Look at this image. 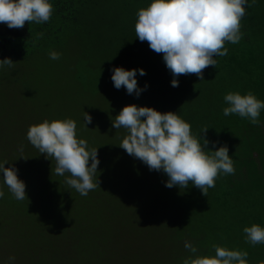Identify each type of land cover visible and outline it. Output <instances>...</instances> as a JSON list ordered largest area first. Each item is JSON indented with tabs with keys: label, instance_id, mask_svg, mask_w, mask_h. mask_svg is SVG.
Returning <instances> with one entry per match:
<instances>
[{
	"label": "rangeland",
	"instance_id": "obj_1",
	"mask_svg": "<svg viewBox=\"0 0 264 264\" xmlns=\"http://www.w3.org/2000/svg\"><path fill=\"white\" fill-rule=\"evenodd\" d=\"M104 4L106 12L102 8L88 16L108 25L96 26L94 44L73 37L61 45L35 50L25 59L13 57V67L0 70V123H7L8 131L23 133V125L39 118H71L76 123L77 137L85 139L87 147H97L99 159V185L83 196L69 188L63 176L61 179L54 173L55 165L49 166L51 176L62 180L72 201L62 198V208L46 216V198L50 193H36L30 182L39 179L44 183L49 179V171L37 178L38 165L29 158L25 138L19 139L18 153H5L0 144V161L6 160L5 167L16 168L26 192L25 199L16 200L0 181L4 191L0 197V239L5 243L0 245L1 254L14 256V264H24L25 254L31 253L47 258V264H179L188 254L183 242L189 240L200 253L212 252L213 242L245 249L247 264H259L258 255L264 252L260 247L252 248L253 244L241 237V224L223 225V217L215 211L206 209L198 213V199H189L178 186L166 187L167 176L162 171L149 170L116 144L125 130L115 129L111 118L123 105H138V100L126 91L120 94L111 84V67L129 68L110 58L115 49H109L107 62L100 61L98 53L106 44L102 41L112 33L111 20H127L132 14L124 9L128 7L125 0H108ZM252 36L257 39L258 33ZM49 49L59 51L60 57L50 59ZM152 52L155 53L144 41L141 67L145 72L136 73V80L141 87L147 82V87L137 99L148 98L146 93L151 96L163 88L169 93L183 89L185 80L177 79V86H171V73ZM86 68L90 73L81 79L77 77ZM207 90V81L198 87L191 84V93L196 94L192 98L195 107L206 99ZM184 93H188L186 86ZM171 111L187 119L183 114L188 111ZM84 112L91 116L86 125L82 119ZM180 196L189 209L180 203Z\"/></svg>",
	"mask_w": 264,
	"mask_h": 264
},
{
	"label": "clouds",
	"instance_id": "obj_2",
	"mask_svg": "<svg viewBox=\"0 0 264 264\" xmlns=\"http://www.w3.org/2000/svg\"><path fill=\"white\" fill-rule=\"evenodd\" d=\"M253 3L255 0H149L146 7L136 12L135 37L147 41L151 50L162 54L165 67L172 76L171 86H177L179 74L194 73L199 80L204 79L202 70L209 65L216 66L214 57L227 54L225 42L234 44L241 39L240 20L245 14L244 5ZM52 11L51 0H0V23L8 28H21L25 22L40 24L49 20ZM42 36L43 32L37 31L34 42ZM47 54L52 60L61 55L54 49H49ZM5 67H13V60L7 56L0 59V70ZM144 72L142 67L114 66L110 68V79L113 87L123 86L126 93L138 96L147 87V82L139 86L136 73L144 75ZM222 99L223 115L232 113L253 125L260 123L258 117L264 109V101L250 90L243 94L227 91ZM82 119L86 125L91 116L84 112ZM111 124L115 129L125 130V135L116 144L146 164L149 170L166 174V187L175 185L182 189L191 184L206 194L218 175L235 171L227 145L205 148L207 138H198L191 132L190 123L177 111H160L152 106L128 103L120 108L114 119L111 118ZM208 127L202 126L199 132ZM25 135L39 153L55 161L54 173L63 176L69 188L83 196L99 185L97 147L89 148L85 139L77 137L73 119H43L29 124ZM5 161H0V181L14 199L23 200L25 183L18 178L14 166L5 167ZM3 196L4 191L0 189V197ZM242 232L243 239L249 244H264V226L259 223L243 226ZM183 247L188 254L179 264H247L245 249L213 242L210 245L212 252L200 253L196 244L189 240L183 242ZM14 261L15 257L9 255L6 260H0V264H14Z\"/></svg>",
	"mask_w": 264,
	"mask_h": 264
},
{
	"label": "trees",
	"instance_id": "obj_3",
	"mask_svg": "<svg viewBox=\"0 0 264 264\" xmlns=\"http://www.w3.org/2000/svg\"><path fill=\"white\" fill-rule=\"evenodd\" d=\"M107 1L51 0L53 11L46 22L40 24L25 22L21 28H8L0 23V59L5 56L10 59L13 57L25 59L35 50L61 45L73 37L80 40L87 39L94 44L96 36L93 31L96 26L107 28L108 25L106 22L90 20L88 16L99 12L102 8L106 12L104 3ZM125 2L128 7L124 9L132 15H129L127 20H121L119 17L111 20L112 33L106 39L103 38L105 41L102 43L106 42V44L98 53V58L100 61L107 62V56L110 57L109 49L113 47L115 51L110 58L122 65L126 64L129 68L132 66L139 68L143 65L144 41L135 37L134 22L137 10L146 7L149 0H125ZM244 7L245 14L240 20V31L243 33L241 39L234 44L225 42L227 54L214 57L217 60L216 66L209 65L202 70L204 79L193 78L190 74H179L176 77L179 80H185L183 85L188 88V93H184V86L181 85L183 89H174L171 93L163 88L151 96L146 93L148 98L144 99L143 96L137 99L135 95L134 99L136 102L138 100V106H152L160 111L175 108L183 112L188 111L183 114L187 116L185 120L190 123L191 132L197 134L198 138L199 136L207 138L208 144L204 146L205 148L214 149L221 144L227 145L228 154L232 158L235 169L233 173L218 175L214 186L208 188L206 194L191 184L182 188L187 192L189 199H198V213L206 209L209 212L215 211L223 217L220 219L223 225L245 226L255 222L264 226V109L260 111L258 125H253L246 118L236 114L230 113L225 116L222 113L224 106L222 97L227 91H240L243 94L250 90L257 98L264 101V0H255V3L244 5ZM85 17L86 20H84ZM37 31L43 32V36L34 42V34ZM256 32L257 39L252 36ZM152 54L165 67L162 54L157 52ZM107 69L109 71V68ZM87 73H90L88 68L83 73L78 72L77 77L84 78ZM204 81L208 82L207 97L201 105L195 107L192 98L196 94L191 93V84L198 87ZM118 91L121 94L125 89L121 86ZM41 120L43 118L31 123L27 122L23 125V133L8 131V124L0 123V144L5 153H18L19 139L27 140L25 133L28 125ZM202 126L209 127L204 132H199ZM213 141L216 143L213 144ZM29 146L30 149H28ZM207 149L206 151H209ZM26 151L29 158L37 162V178L49 171V179H46L44 183L39 179L30 182L36 193L42 194L43 191L50 193V196L46 198L48 203L45 214L47 216L53 210L62 208L64 203L62 198H67L68 201H72V198L62 185V180L53 179L55 176H51L49 166L55 165L54 160L45 158V155L39 153L34 146L31 148L28 140ZM59 177L62 179V176L59 175ZM184 199L180 196V203L189 209ZM217 221H214L215 224L218 223ZM243 236L242 232L241 237ZM0 245H5L1 239ZM256 247H260L264 252V244L252 245V248ZM1 253L2 251H0V260H6L8 255ZM25 255L27 258L23 259L24 264H47V258L41 255L34 253ZM49 258L52 260L51 255ZM257 259L259 264H264L263 253H259Z\"/></svg>",
	"mask_w": 264,
	"mask_h": 264
}]
</instances>
